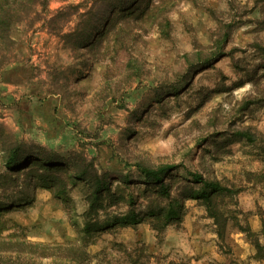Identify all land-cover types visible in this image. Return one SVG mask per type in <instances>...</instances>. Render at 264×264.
I'll use <instances>...</instances> for the list:
<instances>
[{"label":"rangeland","instance_id":"374dc122","mask_svg":"<svg viewBox=\"0 0 264 264\" xmlns=\"http://www.w3.org/2000/svg\"><path fill=\"white\" fill-rule=\"evenodd\" d=\"M94 1L0 52V264H264V0Z\"/></svg>","mask_w":264,"mask_h":264},{"label":"trees","instance_id":"16d2710c","mask_svg":"<svg viewBox=\"0 0 264 264\" xmlns=\"http://www.w3.org/2000/svg\"><path fill=\"white\" fill-rule=\"evenodd\" d=\"M46 0H0V52L3 54L10 53L12 47L14 45V40L9 37L10 28L15 22L25 21L30 17V10H32V6L34 4H40ZM97 1V0H96ZM100 2L106 1L109 4H114L118 6H123L127 0H99ZM96 2L93 0V4ZM19 10V11H16ZM86 14V13H85ZM5 59L4 56H1ZM2 64V60L0 65ZM250 137V136H249ZM5 154L2 155L4 158V165L8 170H16L18 167L14 166L16 161H19L24 156L20 155L19 153L14 150L13 147L8 149H4ZM139 171L142 176L148 180H151L153 183H157L160 185V188L163 187L162 185V178L161 174L164 170L170 169L169 166L159 167L157 169L145 168L139 166ZM191 176L195 179L196 182H200L203 185V190H201L200 194L197 197L202 198L205 203L206 207L208 208V212L210 216L214 217L215 214L211 209V196L213 195H222L225 193H233L234 190L231 188H227L225 186L220 185L217 182H206L202 181L200 176L197 174L192 173ZM168 214L166 213L167 219L173 218L174 215L177 214V210L171 206L169 208ZM133 221V217H131ZM248 231V229H246ZM260 235L262 238L261 243H254L256 247L255 257L259 260L264 261V222H262V226L260 229Z\"/></svg>","mask_w":264,"mask_h":264}]
</instances>
